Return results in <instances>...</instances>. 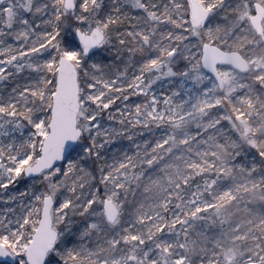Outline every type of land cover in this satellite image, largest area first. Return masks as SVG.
Returning <instances> with one entry per match:
<instances>
[{"label": "snow or ice", "instance_id": "6c2138e0", "mask_svg": "<svg viewBox=\"0 0 264 264\" xmlns=\"http://www.w3.org/2000/svg\"><path fill=\"white\" fill-rule=\"evenodd\" d=\"M0 264H264V0H0Z\"/></svg>", "mask_w": 264, "mask_h": 264}]
</instances>
